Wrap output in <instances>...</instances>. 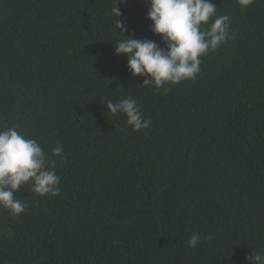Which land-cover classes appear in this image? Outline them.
Instances as JSON below:
<instances>
[{
    "label": "trees",
    "instance_id": "16d2710c",
    "mask_svg": "<svg viewBox=\"0 0 264 264\" xmlns=\"http://www.w3.org/2000/svg\"><path fill=\"white\" fill-rule=\"evenodd\" d=\"M211 3L234 38L195 79L156 89L115 54L114 19L164 47L146 0L116 18L113 0H0V129L37 140L61 188L21 186L25 212L0 208V264H251L264 252V0ZM129 96L149 128L106 109ZM193 233L212 238L188 247Z\"/></svg>",
    "mask_w": 264,
    "mask_h": 264
},
{
    "label": "clouds",
    "instance_id": "9594fccd",
    "mask_svg": "<svg viewBox=\"0 0 264 264\" xmlns=\"http://www.w3.org/2000/svg\"><path fill=\"white\" fill-rule=\"evenodd\" d=\"M126 2L113 0V18L122 15L118 4ZM237 3L247 8L253 0H237ZM146 4L150 30L160 36L164 47L150 39L124 35L128 32L126 23L114 19L121 36L115 42V54L126 57L127 69L133 76L146 77L143 85L160 89L195 79L201 71V57L234 38V33L230 37L231 18L217 15V6L211 0H146ZM106 109L113 115L123 114L133 131L151 126V120L144 118L139 104L130 96L117 102L106 100ZM62 154L60 144L51 150V157ZM55 165V159L49 158L37 140L18 132L15 126L0 129V208L13 216L25 212L26 204L15 195L25 185H30L31 191L39 196L60 195V177ZM211 238L210 234L202 237L193 233L188 247H196L202 240ZM249 259L251 264H264V252H252Z\"/></svg>",
    "mask_w": 264,
    "mask_h": 264
}]
</instances>
